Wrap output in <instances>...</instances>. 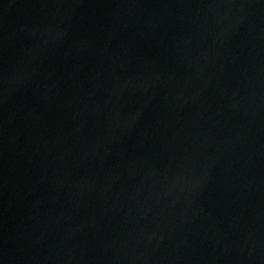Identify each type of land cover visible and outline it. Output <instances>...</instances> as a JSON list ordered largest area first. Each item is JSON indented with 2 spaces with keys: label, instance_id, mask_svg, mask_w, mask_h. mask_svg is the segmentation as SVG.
Wrapping results in <instances>:
<instances>
[{
  "label": "water",
  "instance_id": "obj_1",
  "mask_svg": "<svg viewBox=\"0 0 264 264\" xmlns=\"http://www.w3.org/2000/svg\"><path fill=\"white\" fill-rule=\"evenodd\" d=\"M0 264H264V0H0Z\"/></svg>",
  "mask_w": 264,
  "mask_h": 264
}]
</instances>
